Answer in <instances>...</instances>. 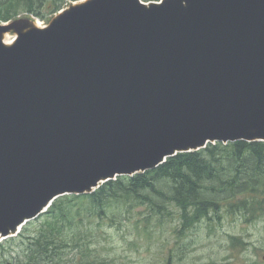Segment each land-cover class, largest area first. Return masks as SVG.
I'll return each mask as SVG.
<instances>
[{
	"label": "water",
	"instance_id": "obj_1",
	"mask_svg": "<svg viewBox=\"0 0 264 264\" xmlns=\"http://www.w3.org/2000/svg\"><path fill=\"white\" fill-rule=\"evenodd\" d=\"M241 141L264 142V0H82L43 28L0 22V243L61 197Z\"/></svg>",
	"mask_w": 264,
	"mask_h": 264
},
{
	"label": "trees",
	"instance_id": "obj_2",
	"mask_svg": "<svg viewBox=\"0 0 264 264\" xmlns=\"http://www.w3.org/2000/svg\"><path fill=\"white\" fill-rule=\"evenodd\" d=\"M77 1L81 0H0V22L18 17L45 20ZM140 209V218L160 224L175 217L178 234L205 220L211 226L228 218L242 217L248 224L264 221V142L210 144L201 151L178 154L153 171L119 177L91 195L64 196L0 249L6 254L26 246V264H66L65 255L73 250L80 256L79 264H115L91 251L92 226L98 221L121 225ZM35 224L39 228L32 235L30 227ZM137 229L141 234L148 227Z\"/></svg>",
	"mask_w": 264,
	"mask_h": 264
},
{
	"label": "rangeland",
	"instance_id": "obj_3",
	"mask_svg": "<svg viewBox=\"0 0 264 264\" xmlns=\"http://www.w3.org/2000/svg\"><path fill=\"white\" fill-rule=\"evenodd\" d=\"M55 16L35 20L43 28ZM142 211L137 210L121 225L112 221L105 225L96 222L92 226L91 251L115 264H264V221L248 224L242 217L234 221L228 218L220 225L211 226L205 220L185 234H178L176 225L179 222L175 217L166 218L160 224L156 220L140 218L138 214ZM138 226L148 227V230L140 234ZM38 228L39 224L30 227L32 235ZM4 253L0 249V264H26V246H16L11 253ZM65 257L66 264H79L80 256L76 251Z\"/></svg>",
	"mask_w": 264,
	"mask_h": 264
},
{
	"label": "bare ground",
	"instance_id": "obj_4",
	"mask_svg": "<svg viewBox=\"0 0 264 264\" xmlns=\"http://www.w3.org/2000/svg\"><path fill=\"white\" fill-rule=\"evenodd\" d=\"M7 41H8V42H11L12 40L8 37V38H7Z\"/></svg>",
	"mask_w": 264,
	"mask_h": 264
}]
</instances>
